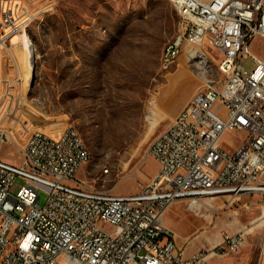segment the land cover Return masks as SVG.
Instances as JSON below:
<instances>
[{"label": "built area", "instance_id": "1", "mask_svg": "<svg viewBox=\"0 0 264 264\" xmlns=\"http://www.w3.org/2000/svg\"><path fill=\"white\" fill-rule=\"evenodd\" d=\"M168 1L179 24L163 61L173 65L187 46L190 61L197 50L207 59L210 43L223 56L222 79L209 76L206 62L203 87L150 145L159 171L132 195L93 193L78 179L88 152L72 125L57 137L34 131L20 144L11 127L0 124V264H209L210 256L240 250L243 236H226L218 247L186 258L163 219L181 201L191 207L264 195V62L251 50L264 39V0ZM11 4L0 0V92ZM244 60L252 61V70ZM228 132L245 134L241 154L224 148ZM12 144L18 164L1 158ZM17 179L26 185L13 195ZM40 190L47 193L43 206Z\"/></svg>", "mask_w": 264, "mask_h": 264}, {"label": "rangeland", "instance_id": "2", "mask_svg": "<svg viewBox=\"0 0 264 264\" xmlns=\"http://www.w3.org/2000/svg\"><path fill=\"white\" fill-rule=\"evenodd\" d=\"M178 24L168 0H12L4 16L0 124L11 127L20 144L34 131L57 137L72 125L91 156L78 179L111 196L139 193L160 169L148 154L151 143L203 87L206 62L209 76L222 79L223 56L210 43L204 46L207 59L190 61L187 46L173 65L164 64ZM251 50L264 62V39H256ZM243 65L253 68L251 60ZM244 140V133L228 132L222 144L241 154ZM16 150L15 144L3 147L1 158L18 164ZM25 185L17 179L11 193ZM255 195L191 207L177 202L163 224L180 244L200 223L210 249L226 236H243L237 253L209 258L210 264H231L232 254L264 248V195ZM39 196L43 206L46 191Z\"/></svg>", "mask_w": 264, "mask_h": 264}, {"label": "crops", "instance_id": "3", "mask_svg": "<svg viewBox=\"0 0 264 264\" xmlns=\"http://www.w3.org/2000/svg\"><path fill=\"white\" fill-rule=\"evenodd\" d=\"M262 182L264 183V177L262 179ZM247 196L250 197L251 195H243L242 197H244V200H248L249 198ZM261 197H262L261 194H256L254 199L257 200L260 199ZM207 232H208L207 229L203 228L202 226H200V223H198V228L196 232L192 233L189 237L183 239L180 244L176 242L175 238L174 240L177 246H179L184 251V256L186 258H189L195 255L196 253H199L201 251H207L210 249V244H211L210 237L209 235L208 236L203 235L204 233ZM190 244H193V246H190ZM254 250L255 249H247V251H242L238 255L236 254L230 255L228 257L230 258V263L231 264H264V248L262 251L260 250L254 251ZM210 260L211 259H209L208 262H210Z\"/></svg>", "mask_w": 264, "mask_h": 264}, {"label": "bare ground", "instance_id": "4", "mask_svg": "<svg viewBox=\"0 0 264 264\" xmlns=\"http://www.w3.org/2000/svg\"><path fill=\"white\" fill-rule=\"evenodd\" d=\"M25 38V37H24ZM31 40V39H30ZM27 41H28V39H27ZM24 43V42H23ZM26 45V44H25ZM28 45H29V59L31 60H33L34 59V57H35V51H34V47H33V44L31 43V41H29L28 42ZM25 50V49H24ZM204 51V50H203ZM199 50H197V52H193L192 54H193V56L195 57V58H198L199 57ZM195 53H197V55H194ZM25 56V55H24ZM162 59L164 60V52H163V57H162ZM164 62V64H166V65H168V61H163ZM29 64V63H28ZM33 76H34V71H32L31 69H30V71L28 72V75H27V80H28V82L30 83L31 81H32V78H33ZM79 144H80V146H81V148H83L86 152H88V161H87V163H89L90 162V159H91V156H90V153H89V151H88V149L86 148V146H85V144H84V142H83V140L81 139V137L79 136ZM93 193H102V192H100V191H95V190H93Z\"/></svg>", "mask_w": 264, "mask_h": 264}]
</instances>
